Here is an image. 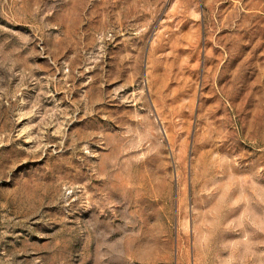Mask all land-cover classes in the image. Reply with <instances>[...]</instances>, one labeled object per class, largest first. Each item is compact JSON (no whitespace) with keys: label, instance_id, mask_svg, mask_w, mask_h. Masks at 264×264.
I'll list each match as a JSON object with an SVG mask.
<instances>
[{"label":"rangeland","instance_id":"rangeland-1","mask_svg":"<svg viewBox=\"0 0 264 264\" xmlns=\"http://www.w3.org/2000/svg\"><path fill=\"white\" fill-rule=\"evenodd\" d=\"M0 264H264V0H0Z\"/></svg>","mask_w":264,"mask_h":264}]
</instances>
